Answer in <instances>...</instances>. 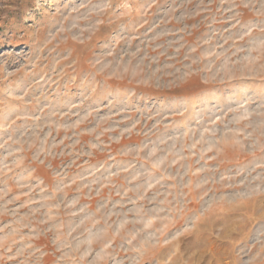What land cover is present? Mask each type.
Here are the masks:
<instances>
[{
  "label": "rangeland",
  "instance_id": "obj_1",
  "mask_svg": "<svg viewBox=\"0 0 264 264\" xmlns=\"http://www.w3.org/2000/svg\"><path fill=\"white\" fill-rule=\"evenodd\" d=\"M0 264H264V0H0Z\"/></svg>",
  "mask_w": 264,
  "mask_h": 264
}]
</instances>
